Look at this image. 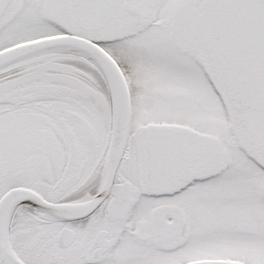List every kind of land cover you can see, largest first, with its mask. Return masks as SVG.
Segmentation results:
<instances>
[{
	"label": "snow or ice",
	"instance_id": "6c2138e0",
	"mask_svg": "<svg viewBox=\"0 0 264 264\" xmlns=\"http://www.w3.org/2000/svg\"><path fill=\"white\" fill-rule=\"evenodd\" d=\"M0 264H264V0H0Z\"/></svg>",
	"mask_w": 264,
	"mask_h": 264
}]
</instances>
